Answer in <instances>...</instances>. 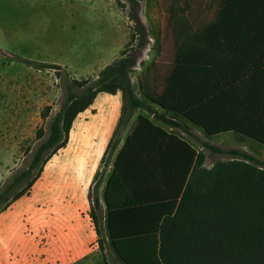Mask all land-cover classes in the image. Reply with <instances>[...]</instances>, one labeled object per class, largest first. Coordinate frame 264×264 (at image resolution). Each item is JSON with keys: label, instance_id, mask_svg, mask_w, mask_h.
<instances>
[{"label": "trees", "instance_id": "1", "mask_svg": "<svg viewBox=\"0 0 264 264\" xmlns=\"http://www.w3.org/2000/svg\"><path fill=\"white\" fill-rule=\"evenodd\" d=\"M131 13L134 18V7ZM217 14L199 48L190 45L198 41L188 18L171 10L177 60L159 95L151 94L145 75L140 89L151 104L207 136L235 133L264 148V0H221ZM136 61L123 53L96 79L70 81L82 94L67 87L46 141L28 166L0 187V214L29 195L44 165L67 144L78 114L98 94L120 92L121 116L103 161L114 153L142 106L129 79ZM41 117L47 118L46 110ZM203 159L187 141L138 116L116 154L102 198L96 191L88 195L99 249L103 227L104 239L123 264H264V169L233 163L209 170L202 167Z\"/></svg>", "mask_w": 264, "mask_h": 264}, {"label": "rangeland", "instance_id": "2", "mask_svg": "<svg viewBox=\"0 0 264 264\" xmlns=\"http://www.w3.org/2000/svg\"><path fill=\"white\" fill-rule=\"evenodd\" d=\"M220 1L0 0V187L28 166L36 149L46 141L49 126L66 101L67 87L76 95L82 94V89L73 87L70 81L98 77L93 75L98 62L96 51L112 44L107 39L109 25H120V29L113 32L115 41L127 37L119 59L123 53H131L137 60L129 72L133 92L142 104L135 110L137 117L146 116L185 138L204 156L202 167L205 169L233 163H247L257 168L260 165L259 168L264 169L262 145L235 133L207 136L186 120L151 104L139 86V78L145 75L151 94L157 96L173 70L177 57L171 10L188 18L194 42L198 41L190 45L202 48L204 43L199 39L218 21ZM133 7L134 18L131 17ZM25 61L53 68H39ZM45 110L47 118L43 119L41 114ZM38 131L42 132L40 138ZM117 149L104 160L94 178L92 197L96 191L102 198L103 182L111 171L109 165ZM248 156L257 164L249 161ZM102 233V250L99 251L96 244L98 253L85 260L96 264L102 261L123 264L104 239L103 227ZM40 253L34 248L25 259L19 255L12 262L22 264L27 260L29 264H42Z\"/></svg>", "mask_w": 264, "mask_h": 264}, {"label": "crops", "instance_id": "3", "mask_svg": "<svg viewBox=\"0 0 264 264\" xmlns=\"http://www.w3.org/2000/svg\"><path fill=\"white\" fill-rule=\"evenodd\" d=\"M119 29L120 25H109L107 39L112 44L96 51L98 62L93 72L96 77L119 59L127 41V37L114 40L113 32ZM122 106L120 92L98 94L90 108L75 118L67 144L49 159L47 166L44 165L29 195L18 199L0 214V264H14V257L19 255L25 259L34 248L41 252L42 264H96L85 260L98 253V236L89 214L88 195L95 175L103 167V158L119 122ZM136 119L135 111L123 131L117 152ZM156 125L171 133L162 125ZM115 157L116 154L109 165L111 169ZM100 204L105 215L104 202L101 200ZM22 264H29V261L24 260Z\"/></svg>", "mask_w": 264, "mask_h": 264}]
</instances>
